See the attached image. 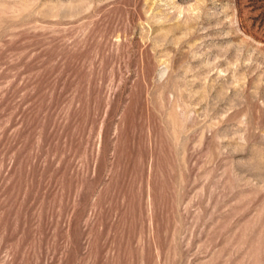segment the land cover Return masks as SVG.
<instances>
[{
	"label": "rangeland",
	"instance_id": "rangeland-1",
	"mask_svg": "<svg viewBox=\"0 0 264 264\" xmlns=\"http://www.w3.org/2000/svg\"><path fill=\"white\" fill-rule=\"evenodd\" d=\"M0 264H264V0H0Z\"/></svg>",
	"mask_w": 264,
	"mask_h": 264
}]
</instances>
